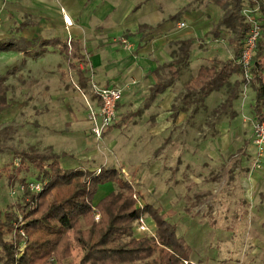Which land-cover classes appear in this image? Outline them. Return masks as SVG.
<instances>
[{"label":"rangeland","instance_id":"rangeland-1","mask_svg":"<svg viewBox=\"0 0 264 264\" xmlns=\"http://www.w3.org/2000/svg\"><path fill=\"white\" fill-rule=\"evenodd\" d=\"M159 3L163 20L153 29L155 36L150 40L147 35L134 40L119 35L100 44L133 61L146 48L143 53L151 69L180 59L186 47L191 48L190 61L182 68L177 86L150 106L146 101L151 78L136 76L126 83L117 120L100 140L93 136L86 118L93 93L80 89L77 73L59 49L48 48L38 56L0 52V76H7L8 102L0 111V131L11 126L9 137L0 141L6 149L0 152V166L12 160L7 147H14L55 154L66 168L122 169L129 180L135 174L136 190L142 194L138 206L148 204L162 214L170 211L178 236L192 254L201 256L200 261L211 257L215 261L264 264V159L252 138L258 121L255 90L250 83H240V76L232 77L225 88L206 98L186 87L201 66L233 57L229 43L233 32L218 25L224 12L213 0ZM18 4L0 0V40L70 37L68 29L55 24L48 12L19 11ZM241 9L246 22L257 17L250 0H241ZM26 22L37 25L21 30ZM180 23L186 26L180 28ZM164 27L169 28L162 33ZM121 37L130 41L131 51L124 49ZM155 38L162 40L157 48ZM179 39H190L192 45ZM100 72L89 70L91 83L102 86L96 79ZM236 93L238 97L231 100ZM21 176L30 184L39 182L34 172ZM117 188L114 183L102 185L95 204L103 192ZM22 192L19 182L0 180V208L17 205ZM93 219L99 220L98 211ZM154 220L148 214L141 217L134 224V237H154ZM142 223L146 231L140 229ZM81 225L86 228L88 224L84 221ZM78 239L76 230L68 231L50 264H80L86 247ZM191 261H197L195 255Z\"/></svg>","mask_w":264,"mask_h":264},{"label":"trees","instance_id":"trees-1","mask_svg":"<svg viewBox=\"0 0 264 264\" xmlns=\"http://www.w3.org/2000/svg\"><path fill=\"white\" fill-rule=\"evenodd\" d=\"M214 1L225 12L220 26L233 32L229 43L233 46L234 55L225 62L202 66L197 76L186 84L190 91H199L202 98L220 91L234 74L242 77L240 83L245 81L238 60L251 24L242 15L241 0ZM250 4L256 9L257 19L263 29L250 66V84L256 92L257 119L262 120L264 0H250ZM56 47L77 73L80 89L91 90L90 77L87 75L89 62L78 42L60 38L29 41L22 37L0 40V52L16 51L38 56L48 48ZM185 49L181 59L166 63L154 71L155 84L146 101L147 106L179 79L182 68L188 64L189 50ZM6 79V75L0 76V111L8 105ZM237 97L238 93L231 100ZM8 130H11V126L0 131V141L9 137ZM7 148L12 153V160L0 167V180L7 178L19 182L23 192L17 205L0 208V264H50L55 253L61 249L65 235L73 229L79 233L80 245L86 247L80 264H191L192 250L178 236L177 226L170 220V211L162 214L151 205L138 206L142 194L136 190L135 174L129 180L122 169L114 167L94 171L82 167L66 168L55 154L41 155L34 151ZM4 150L0 145V151ZM31 172L36 173L38 183L42 184L40 191L31 190L28 179L21 176L22 173ZM111 183L117 185V190L95 204L100 187ZM97 211L99 220L95 221L93 217ZM146 214L155 219V236L137 239L134 237V224ZM84 221L88 224L86 228L81 225Z\"/></svg>","mask_w":264,"mask_h":264},{"label":"crops","instance_id":"crops-1","mask_svg":"<svg viewBox=\"0 0 264 264\" xmlns=\"http://www.w3.org/2000/svg\"><path fill=\"white\" fill-rule=\"evenodd\" d=\"M160 1L161 0H12V2L19 3L16 8L19 11L25 10L29 13L30 10H43L50 14V17L55 22V24L62 26L64 25L68 29V33L70 36L69 38L51 37L41 39L60 38L64 41L78 42L80 44V48L82 49V53L86 56V58L89 57V59L87 58L89 62L87 68L90 71L92 70V72L99 70L101 71L100 75L97 74L98 76H96V79L102 85L101 87L115 86L122 88L125 86L126 83H129V81H131L134 77L138 76L139 79H152V86L150 87V90L155 84V79L153 76L154 71H156L158 67L166 63L157 65V67L151 69V67H149L148 65L147 59H145V53H143L145 52L146 48L140 50L141 55L138 56V60L133 61L130 57H121L120 54H117V50H105L106 47H102L103 44L100 43H104L107 38L119 35H128L130 40H134L135 37L142 38L143 36L147 35V38L150 40L152 36H155V31L153 29L155 28V26L159 25L163 20L159 3ZM213 4L218 6L224 12V10L217 3H215L214 0ZM30 14L35 15L34 13ZM224 14L218 22L219 26L224 18ZM21 25H24L23 28H21L22 30L29 26H35L37 25V23L26 22L22 23ZM168 28L169 27H164L162 33L167 32ZM161 37L162 36H160V39ZM147 38L146 40H148ZM24 39L29 40L25 37ZM38 39L40 38H35L32 40ZM177 41L189 42V45H192V41L190 39H179ZM90 42H92L91 48L89 47ZM158 42H162V40H159V38H155L153 44H156V46L154 47L157 48ZM186 48L189 50V57L187 62L189 63L191 48ZM182 51L184 54V52H186V49L184 48ZM110 61H112L113 63L109 64ZM214 62L220 61H212V63ZM80 67L81 69H83L84 66L81 64ZM235 76L239 77L240 75L234 74L232 77L234 78ZM178 81L179 79L171 88L176 87ZM225 87L226 86H224L223 88ZM171 88H169L168 90H171ZM91 101L95 102L94 97ZM109 192L110 191L103 192L100 199H98L97 201L107 196ZM208 253L211 254L212 252L208 251ZM194 255L196 256L197 261H191L190 258L192 264H256L257 262L215 261L214 258L211 257H208V260L200 261L202 259L201 256L199 257L196 255L195 252H193V254H191V257L193 258Z\"/></svg>","mask_w":264,"mask_h":264},{"label":"built area","instance_id":"built-area-1","mask_svg":"<svg viewBox=\"0 0 264 264\" xmlns=\"http://www.w3.org/2000/svg\"><path fill=\"white\" fill-rule=\"evenodd\" d=\"M253 11L257 14L256 9H253ZM248 22L251 24V29L245 39L243 51L238 63L242 67L245 82L250 83L252 80L250 74L251 61L255 56L257 43L263 29L257 17L249 18ZM185 26L186 25L184 23L179 24L180 28H184ZM120 40L126 51L132 50V44L128 39L121 37ZM91 91L95 102L91 101L88 103L87 120L90 124L93 136L100 140L106 131H108V129L112 127L117 120L118 103L122 98L123 88L115 86L101 87L92 82ZM253 143L259 153V156L264 159V119H258L253 126ZM30 189L33 191H40L42 189V184H30ZM140 229H142V231H146V227L143 223L140 226Z\"/></svg>","mask_w":264,"mask_h":264}]
</instances>
